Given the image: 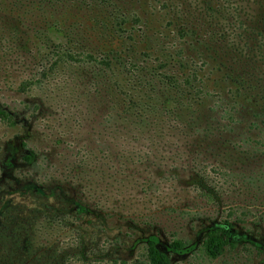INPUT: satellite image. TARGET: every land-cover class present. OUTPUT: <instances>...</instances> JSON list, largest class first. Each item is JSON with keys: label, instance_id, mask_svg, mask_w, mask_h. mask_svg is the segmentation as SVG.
Listing matches in <instances>:
<instances>
[{"label": "rangeland", "instance_id": "rangeland-1", "mask_svg": "<svg viewBox=\"0 0 264 264\" xmlns=\"http://www.w3.org/2000/svg\"><path fill=\"white\" fill-rule=\"evenodd\" d=\"M110 1L123 12L140 8L141 18L146 19L137 24L141 31H133L132 48L136 52L146 47L157 51L166 47L168 52H180L186 60L213 56L214 61L219 58L227 65L224 69L220 66L223 78L228 66L234 64L226 60L231 57V50L236 49L240 37L236 32L242 30L230 26L233 30H228L226 38L233 48L211 40L213 30L222 21L215 24L205 14L206 0H197L196 12L189 20L196 27L195 32L181 37L177 33L180 34L182 19L174 13L175 9L168 11V7L172 4L177 10H190L188 0ZM31 2L23 0L26 4L20 6L17 14V11L7 13L9 0H0V104L6 103L14 113L12 123L0 121V224L8 207L23 222L18 236L26 237V227L30 226L27 213L34 206L68 212L70 230H56L49 238L40 239L46 252L51 246L63 247L58 257L61 262L63 250L75 252V240L81 238L78 249L81 254L73 255L67 264H146L149 240L168 256L169 264H264V176L256 182L248 180L252 170H264V150L259 158L251 154L244 163L234 158L238 157L235 147L241 150L245 135L254 137V141L261 140L264 149V133L251 135L247 128L253 117L251 110L259 105L250 92L240 98L243 109L238 108L237 117L241 123L227 130L214 127L210 138L198 135L194 129L203 126L207 115L217 126L219 109L205 113L203 120L197 119L194 126L189 125L191 114L178 112V118L164 113L151 116L154 124L141 133L117 127L109 130L103 119L105 99L93 93L77 97L72 89L81 92L84 81H76L71 76L76 72L71 74L68 70L51 78L46 88L50 96L47 111L45 107L38 109L39 92L33 88L28 91L32 96H28L26 81L40 64L37 62L43 54L44 32L50 38L74 34L72 39L79 37L93 50L103 52L111 48L121 50L122 39L111 32L104 35L102 26L111 22L113 10L107 6L109 0H104V4L95 0L88 6H83L82 0H61L40 11L26 6ZM25 8L28 10L23 11ZM6 14L22 20L19 30L6 23L9 20ZM124 26L129 28L131 23ZM35 28L39 30L37 33L32 32ZM194 38L206 47H200L202 43L196 44ZM17 43L21 44L20 51L15 49ZM213 64L217 67L220 62ZM170 70L180 72L176 61L171 63ZM255 71L263 75L262 80L263 61ZM216 74L208 76L212 79ZM88 77L86 74L82 78L86 81ZM61 80H67L72 89L66 86L55 89L54 85L58 87ZM208 83L211 90L219 91L214 88L215 81ZM218 86L224 88L221 82ZM254 89L251 87V91ZM201 108L198 113L204 114ZM59 136L61 143L56 142ZM30 150L32 159L26 161L24 155ZM83 153L90 165L78 175L75 163ZM205 162L208 181L199 175ZM222 163L227 169L220 172L223 167L218 165ZM77 199L83 201L80 213L75 210ZM225 220L244 237L236 246L226 245L222 253L211 258L204 253L202 240L212 226ZM15 224L10 223L8 228ZM78 225L80 228L75 230ZM19 260L17 264H33L30 256L23 255Z\"/></svg>", "mask_w": 264, "mask_h": 264}, {"label": "trees", "instance_id": "trees-1", "mask_svg": "<svg viewBox=\"0 0 264 264\" xmlns=\"http://www.w3.org/2000/svg\"><path fill=\"white\" fill-rule=\"evenodd\" d=\"M9 1L10 10H6L7 13L17 11L18 14L20 6L24 7L26 4H23V0ZM94 1L82 0V4L88 6L92 5ZM99 1L104 4V0H96V2ZM105 1L107 2V0ZM216 1L217 3L214 2L215 4H213L211 0H206L204 4L205 14L211 16L215 24L222 21L220 27L218 26L216 30H213L214 37L211 40L222 41L227 48H230L233 45H230L226 38V34H229L228 30H233V28L230 29V26L242 30V32H236L239 33L237 36H240L234 46L236 49L232 47L231 57L229 56L226 60V62L231 61L234 64L228 66L224 78L220 76L219 70H222L220 66H223L224 69L227 65L224 66L222 60L218 61L219 58L214 61L213 56H206L207 58L204 59L198 56L195 58L189 57L186 60L180 52H168L166 47L160 48L159 51L148 50L149 48L146 47V49L136 52L132 48L134 46L133 31H141L142 28H139L137 24L144 22L146 19L141 18L140 8L126 9V12H123L120 7L117 8L109 0L107 6L112 7L113 10H110L111 22L102 26L104 35L111 32L121 38L122 49L111 48L107 52L93 50L87 46L83 39L79 37L72 39L74 34H65L61 38L58 37V39L57 36L50 38L49 33L44 32L41 38L42 44H44L43 54L37 62L40 64L36 72L31 73L26 81V83H29L26 86L27 95L32 96L28 91L33 88L37 89L39 93L36 98L38 101L36 105L38 109L45 107L47 111L46 105L50 96L46 93V88L51 84V78L58 75V72L68 70L71 74L76 72V74L71 75L76 81H84L82 91L75 92L69 85L67 86V80H61V84L58 87L54 85V88L58 89L66 86V88L72 89L77 97L80 94L102 95V98L105 99L103 111L106 113L103 117L104 125L109 130L117 127L141 133L148 125L154 124L150 120L151 116L157 117L164 113L178 118L180 117L176 114L178 112L191 114L192 118L189 125L194 126L197 119H202L205 113H209V111L216 112L219 109L221 114L217 126L212 124V117L207 115L203 126L194 129L198 135L205 136V138L210 135V138L214 133V127L227 130L231 125L241 123L237 117L238 108L243 109L240 98L250 92V96L255 100L254 102L259 105L254 106V109L251 110L253 117L247 123V128L251 131V135H255L257 132L264 133V78L261 80L260 78L263 75L254 73H257L255 70L259 67L260 61H263L264 64V0ZM52 3L58 4L61 3V0H32L26 6L31 5L30 8L40 11L50 7ZM188 3L190 10L187 11L177 10L176 5L172 4L168 7V11L175 9L174 13L180 15L179 17L182 19L181 24H179L180 34L177 33L180 37L189 32H195L196 28L191 25L193 22L189 20L193 19L198 1L188 0ZM27 8L23 11L28 10ZM162 11L165 16L164 8H162ZM2 13H4L3 10ZM6 16L9 18L6 23H9L13 30H19L18 25L22 24V20L17 19L18 17H15V15L9 16L6 14ZM128 22L131 23V26L126 28L124 25ZM38 31V28L32 30L33 33ZM194 41L196 44L202 43L198 38H194ZM200 47H206V44L202 43ZM15 49L20 51L22 49L21 44L17 43ZM233 51L235 55L232 53ZM173 61H176L180 70L179 73L170 70ZM210 62H212L211 67ZM213 62H220V65L216 67ZM248 69L251 71L249 72ZM79 72L86 73L80 75ZM215 72L217 73L215 78L211 79L208 74ZM86 74L89 77L85 81L82 77ZM209 80L213 83L215 81L217 86H214V88L218 87L220 92L209 88ZM218 82L223 83L224 88L218 86ZM251 87H255V89L251 91ZM214 92H217V94ZM216 95L222 96L217 98ZM200 108L203 109L204 114L198 113ZM87 109L90 112L93 111L91 107H87ZM13 118V110L6 103H1L0 121L8 124L13 122ZM244 137V146L240 147L241 150L235 147L239 158H234L241 159V163L249 161L248 157L251 154L252 157L259 158L262 155V150H264L261 148L263 144L261 140L254 141V137L251 139L249 135ZM56 139V142H62L61 136L56 137ZM39 153L42 154L40 151ZM24 156L26 161H30L33 153L30 150V153ZM231 157L227 156V158ZM86 159H88V156L85 153L79 154L75 163L77 164L78 175L89 167L90 163H87ZM218 166L223 167L220 172L227 169V166L223 163ZM206 168H208V162L202 163L199 175L203 180L208 181ZM215 174H219V172H215ZM263 176L264 170L258 172L252 170L248 180L249 182H256ZM75 205H77L76 212L80 213L82 207H84L82 206L83 201L77 199ZM54 209L56 208L44 209L37 206L29 209L27 219H29L30 226L26 227V237H20L18 233L23 222L17 218L16 212L14 213L7 207L3 217L4 220L0 224V264H17L21 261L19 259L23 255L30 256L33 264H67V260H70L73 255L81 254V251L78 250L81 238L75 240V252L63 250L64 255L61 262L58 259L63 248L61 245L51 246L50 251L46 252L41 244L40 239L49 238L55 234L54 231L61 229L68 231L71 229L68 212ZM13 222L16 223L15 227L9 229V224ZM78 228H80L79 225L75 230H78ZM7 232L10 235H7ZM237 232L234 225L228 223L227 220L222 224L212 226L205 233L202 240L201 247L204 253L213 258L222 253L226 245L231 248L236 246L239 240L244 237L237 234ZM7 238L10 239L8 244ZM145 257L146 264H169L168 256L150 240L146 244Z\"/></svg>", "mask_w": 264, "mask_h": 264}]
</instances>
